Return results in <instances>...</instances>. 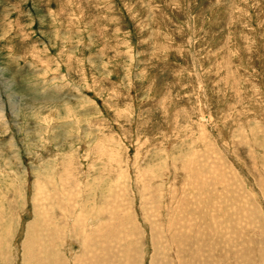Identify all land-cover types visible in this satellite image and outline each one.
I'll return each instance as SVG.
<instances>
[{"label":"rangeland","instance_id":"obj_1","mask_svg":"<svg viewBox=\"0 0 264 264\" xmlns=\"http://www.w3.org/2000/svg\"><path fill=\"white\" fill-rule=\"evenodd\" d=\"M0 264H264V0H0Z\"/></svg>","mask_w":264,"mask_h":264},{"label":"bare ground","instance_id":"obj_2","mask_svg":"<svg viewBox=\"0 0 264 264\" xmlns=\"http://www.w3.org/2000/svg\"><path fill=\"white\" fill-rule=\"evenodd\" d=\"M153 169V168H152ZM188 231V230H187ZM171 237V236H170ZM179 241V240H178ZM73 242V241H72ZM70 247V246H69ZM71 252L70 253H74V250L72 248H70ZM175 251V250H174ZM199 251V250H198Z\"/></svg>","mask_w":264,"mask_h":264}]
</instances>
